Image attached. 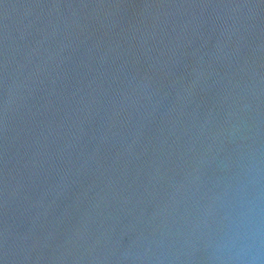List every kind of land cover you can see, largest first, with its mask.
Segmentation results:
<instances>
[{"label": "water", "instance_id": "water-1", "mask_svg": "<svg viewBox=\"0 0 264 264\" xmlns=\"http://www.w3.org/2000/svg\"><path fill=\"white\" fill-rule=\"evenodd\" d=\"M0 264H264V0H0Z\"/></svg>", "mask_w": 264, "mask_h": 264}]
</instances>
